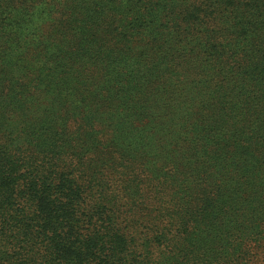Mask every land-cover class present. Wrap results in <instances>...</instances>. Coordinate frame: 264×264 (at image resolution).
Masks as SVG:
<instances>
[{"label":"trees","instance_id":"obj_1","mask_svg":"<svg viewBox=\"0 0 264 264\" xmlns=\"http://www.w3.org/2000/svg\"><path fill=\"white\" fill-rule=\"evenodd\" d=\"M0 264H264V0H0Z\"/></svg>","mask_w":264,"mask_h":264}]
</instances>
